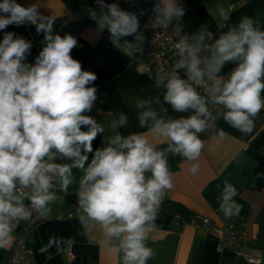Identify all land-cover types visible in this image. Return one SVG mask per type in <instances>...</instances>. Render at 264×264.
I'll return each mask as SVG.
<instances>
[{
  "label": "clouds",
  "instance_id": "1",
  "mask_svg": "<svg viewBox=\"0 0 264 264\" xmlns=\"http://www.w3.org/2000/svg\"><path fill=\"white\" fill-rule=\"evenodd\" d=\"M96 3L103 11L99 17L93 12L92 17L108 30L113 43L128 54L138 50L127 40L121 45L122 38L137 36V15L115 3ZM153 13L165 25L183 17L185 8L177 0H157ZM217 13L223 27L231 12L221 6ZM53 19L45 22L37 4L0 0V31L31 23L44 33L45 40L34 64L24 62L30 42L7 31L0 40V248L6 249L13 241L12 222L29 215L17 194L18 186L30 189L31 204L44 209L52 199L53 179L58 177L66 185L71 167H78L85 173L78 192L82 223L98 225L105 238L117 242L114 247L122 253V264H147L154 252L146 241L156 228L164 191L173 187L165 152L157 150L146 135L117 134L107 147L95 151L84 169L92 142L103 131L86 114L97 100V89L92 86L97 76L84 71L71 56L77 45L72 35L52 33ZM206 39H212V34L204 26L191 41L186 36L176 45L180 59L175 68L183 69L187 79L173 70L158 80L166 89V103L176 112L192 110L193 114L167 121L152 110L139 116L141 125L153 121L149 128L153 137L171 142L168 151L187 160L198 159L205 146L198 134L206 129L209 100L222 106L223 119L242 132L250 131L254 118L264 110V31L252 18L242 17L211 45L204 43ZM227 62H235L236 67L225 79L219 73ZM194 84L204 87L207 96ZM145 103L140 101L138 106ZM124 123L121 116L112 127ZM57 155L72 159L73 165L53 163ZM196 170V165L190 169L193 174ZM146 172L151 173L149 178ZM236 195L235 187L226 183L221 210L227 218L240 211L233 199Z\"/></svg>",
  "mask_w": 264,
  "mask_h": 264
},
{
  "label": "crops",
  "instance_id": "2",
  "mask_svg": "<svg viewBox=\"0 0 264 264\" xmlns=\"http://www.w3.org/2000/svg\"><path fill=\"white\" fill-rule=\"evenodd\" d=\"M157 1V0H156ZM24 6L38 5L40 16L53 17L52 33L72 35L77 45L71 51L73 59L78 60L84 71L93 72L97 79L93 85L97 89V100L90 112L86 113L103 131L92 142V152L87 153L84 169L90 164L95 151L108 146L109 140L119 134L127 137L132 134L146 135L156 146L164 151L167 165L172 174V189H166L162 200L170 201L181 214H196L207 217L212 223L226 227L239 238L243 250L261 258L264 264V229L260 226V216L264 211V110L255 118L250 131L242 132L223 119L225 109L218 105L212 113L205 131L199 133L204 148L196 160H187L180 154L168 151L171 143L164 137H153L149 128L151 119L141 125L140 113L152 110L157 118L175 120L187 118L193 114L176 112L164 101L165 87L151 74L144 72L141 65L147 61V34L138 15L121 0H104L105 4H117L122 10L134 13L139 21L137 36L122 38L135 45L138 50L126 53L123 47H117L106 28H101L98 20L93 19L103 11L96 0H17ZM185 8V15L178 18L182 31L189 38L194 37L202 27L212 34L205 44L211 45L229 27L237 26L242 17H250L260 30L264 31V0H177ZM96 7L86 11L81 26L68 33L58 26L56 20L69 16L71 9ZM223 6L231 12L230 19L220 27L217 13ZM100 8V9H99ZM13 32L17 37L31 43L29 54L24 61L34 64L36 57L45 46L44 33L37 32L35 25L26 23L21 26H9L0 31V40L4 32ZM236 67L235 62H227L220 76L225 79ZM264 98V92L261 93ZM146 102L143 107L138 102ZM125 117L123 125L112 127L113 121ZM83 130H87L86 128ZM82 154H84L82 152ZM58 165H73L74 161L57 155ZM197 166L193 174L190 169ZM84 170L71 167L69 182L61 185L59 178L53 182V191L61 197L59 202L49 201L43 209L46 219L36 225L27 235V244L32 251V264H122V253L104 237L98 225L82 223L78 192ZM146 178L151 176L145 173ZM226 183L235 187L237 195L233 197L240 206L237 215L225 217L221 210L222 194ZM24 191L29 197L30 189L18 186L22 202L28 200L19 193ZM72 212L74 215L68 217ZM60 215L61 217H58ZM155 230L150 233L146 246L153 249L154 255L147 264H248L233 250L217 249V239L207 230L194 224H178L170 212L157 210ZM6 249L0 248V264L6 260L14 242Z\"/></svg>",
  "mask_w": 264,
  "mask_h": 264
},
{
  "label": "built area",
  "instance_id": "3",
  "mask_svg": "<svg viewBox=\"0 0 264 264\" xmlns=\"http://www.w3.org/2000/svg\"><path fill=\"white\" fill-rule=\"evenodd\" d=\"M126 6L131 8L139 17L143 28L147 34V61L141 65V69L151 74L155 79L159 80L162 75L170 73L175 70L183 79H187V75L183 69H176V62L180 59L178 55V49L176 45L181 39L186 37L182 31V25L178 18H174L172 21L167 22L165 25H161L155 19L153 8L156 4V0H121ZM142 13V14H141ZM209 45V44H208ZM207 55V53H202ZM196 90L202 95L207 96V92L204 87L193 85ZM218 105L213 104L210 100L207 104L208 115L205 117L206 126L209 124L212 113ZM55 163L54 161H52ZM55 181L53 179L52 183ZM52 193V199L50 201L59 202L61 197L57 195L53 188L50 189ZM19 193L23 197H28L26 193L19 189ZM29 215L24 219L14 220L13 232L14 242L10 249L9 255L3 264H32V251L27 244L28 233L40 222L46 219L47 215L43 209H36L30 201L23 202ZM74 214L69 212L68 217H72ZM61 217L60 215H57ZM181 224H194L199 226L217 239V249H231L233 252L242 258H244L248 264H261V258L243 250L241 242L237 235L226 227L218 226L212 223L207 217L193 214L189 219L176 216ZM178 224H180L178 222Z\"/></svg>",
  "mask_w": 264,
  "mask_h": 264
},
{
  "label": "trees",
  "instance_id": "4",
  "mask_svg": "<svg viewBox=\"0 0 264 264\" xmlns=\"http://www.w3.org/2000/svg\"><path fill=\"white\" fill-rule=\"evenodd\" d=\"M90 9H96V7H85L80 10L71 9L69 16L61 17L56 20L58 26H61L63 30L67 31L68 33L75 32L82 24V18L86 11ZM100 9V8H99ZM157 210H165L170 212L176 218L179 215L181 218L189 219L193 214L183 215L179 210L174 206V204L167 200H162L158 206ZM177 219V218H176ZM181 224V221H178ZM260 226L264 229V211H262L260 219Z\"/></svg>",
  "mask_w": 264,
  "mask_h": 264
}]
</instances>
